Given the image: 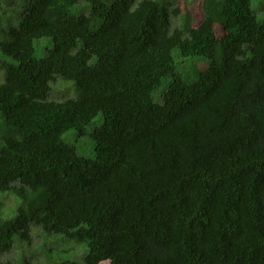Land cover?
I'll list each match as a JSON object with an SVG mask.
<instances>
[{
    "label": "trees",
    "instance_id": "16d2710c",
    "mask_svg": "<svg viewBox=\"0 0 264 264\" xmlns=\"http://www.w3.org/2000/svg\"><path fill=\"white\" fill-rule=\"evenodd\" d=\"M254 3L0 0V193L20 201L14 219L0 207V264L36 230L48 264H264ZM174 51L210 66L190 81ZM58 80L75 96L53 99ZM100 116L82 157L63 135ZM55 236L84 245L83 262L57 263Z\"/></svg>",
    "mask_w": 264,
    "mask_h": 264
},
{
    "label": "rangeland",
    "instance_id": "374dc122",
    "mask_svg": "<svg viewBox=\"0 0 264 264\" xmlns=\"http://www.w3.org/2000/svg\"><path fill=\"white\" fill-rule=\"evenodd\" d=\"M108 2H112L113 0H106ZM257 4L254 5L257 8L258 12L264 11V0L260 2V0H256ZM74 13L77 16L87 15L91 11V6L87 4H79L73 9ZM174 25H180V20L175 18ZM52 44L47 47H41L37 50L38 57H44L48 48H51ZM173 56L177 63L178 71L185 75L190 81L195 79V75L198 72L205 71L210 66V61L204 58H182L178 51H174ZM75 87L72 83L66 82L63 80H58L53 84V99H64L67 97L75 96ZM103 123V117L100 116L97 118L93 124L88 128L86 135L82 137H78L75 131H70L63 135V140L67 144H71L75 146L77 153L85 158L94 159L95 151H94V140H93V132L96 128L100 127ZM19 199L10 193H0V207L3 211V217L5 219H14L16 217V210L19 206ZM43 237L41 236V232L36 230L31 239V245L28 247H23L19 244V247L16 250H13L7 258L19 264L18 258L19 255L24 251L29 253V256L34 264H48V259L42 254L41 248L43 245ZM48 241L51 243V247L58 249L59 254L57 255V263L58 262H67L68 260L83 262L84 257L87 253V249L84 245L78 246L73 241L67 240L62 237H51L48 238ZM57 251V252H58Z\"/></svg>",
    "mask_w": 264,
    "mask_h": 264
},
{
    "label": "clouds",
    "instance_id": "9594fccd",
    "mask_svg": "<svg viewBox=\"0 0 264 264\" xmlns=\"http://www.w3.org/2000/svg\"><path fill=\"white\" fill-rule=\"evenodd\" d=\"M257 12H258V11H257ZM53 84H54V83H53ZM53 84H52V85H53Z\"/></svg>",
    "mask_w": 264,
    "mask_h": 264
}]
</instances>
